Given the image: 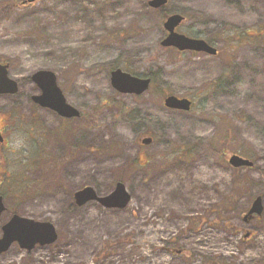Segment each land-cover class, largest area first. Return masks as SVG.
Instances as JSON below:
<instances>
[{
  "label": "rangeland",
  "instance_id": "1",
  "mask_svg": "<svg viewBox=\"0 0 264 264\" xmlns=\"http://www.w3.org/2000/svg\"><path fill=\"white\" fill-rule=\"evenodd\" d=\"M26 1L0 0V62L19 82L0 94V236L18 213L51 221L59 238L13 244L0 264H264V211L244 220L258 196L264 206V0H169L168 15L186 17L178 31L216 56L163 47L150 0ZM115 68L150 89L120 94ZM43 69L81 118L34 103ZM171 94L193 109L165 107ZM234 154L254 166H231ZM117 182L132 195L125 208L75 205L78 189L104 196Z\"/></svg>",
  "mask_w": 264,
  "mask_h": 264
},
{
  "label": "water",
  "instance_id": "2",
  "mask_svg": "<svg viewBox=\"0 0 264 264\" xmlns=\"http://www.w3.org/2000/svg\"><path fill=\"white\" fill-rule=\"evenodd\" d=\"M36 0H27L26 3H32ZM168 0H150L148 5L153 9H161L166 6ZM185 21V17L180 13L169 15L164 28L167 32L161 45L166 48H176L181 52L192 51L197 53H206L216 56L217 48L209 44L206 40L192 38L177 31V28ZM31 79L41 90L40 94L33 96V101L41 107H46L56 111L60 116L67 119L79 118L80 111L71 105L62 89L58 85V78L54 71L39 70L35 72ZM111 84L113 88L121 94L142 95L146 93L151 86V78H141L132 75L118 68L111 72ZM19 91V82L13 79L9 74V64L0 62V94H16ZM164 105L168 109L190 111L192 101L188 98H181L176 95H169L164 100ZM0 141L3 138L0 134ZM152 142L151 137H145L140 140L143 145H149ZM231 166L235 168L252 167L254 163L249 159L239 155H232L229 159ZM76 204L83 206L91 201H97L106 208H125L131 201L132 195L122 182H118L112 192L105 196H100L91 186H86L74 194ZM264 210L262 198L257 197L244 220L248 221L253 215L261 216ZM5 211L3 197L0 195V218ZM3 234L0 237V255L8 251L14 243H18L22 249L33 250L37 245L47 246L55 243L58 239L56 226L50 221H37L32 218L13 215L3 227Z\"/></svg>",
  "mask_w": 264,
  "mask_h": 264
},
{
  "label": "trees",
  "instance_id": "3",
  "mask_svg": "<svg viewBox=\"0 0 264 264\" xmlns=\"http://www.w3.org/2000/svg\"><path fill=\"white\" fill-rule=\"evenodd\" d=\"M149 7V6H148ZM156 11H159V12H161L162 13V16H164V17H167L168 16V12L166 11V8L164 7V8H161V9H159V10H156ZM6 13H8V11H4L3 12V14H5L6 15ZM262 34H264V33H262ZM170 50V49H169ZM3 176H5V175H3ZM190 229L191 230H193L192 229V227H190ZM127 237H125V238H123V239H121V241H128V239H126ZM223 260H222V262L221 261H219V259L218 258H215V257H209V264H225V263H228V261H226V257H224V258H222Z\"/></svg>",
  "mask_w": 264,
  "mask_h": 264
},
{
  "label": "flooded vegetation",
  "instance_id": "4",
  "mask_svg": "<svg viewBox=\"0 0 264 264\" xmlns=\"http://www.w3.org/2000/svg\"><path fill=\"white\" fill-rule=\"evenodd\" d=\"M81 117H82V114H81ZM77 119H79V118H77ZM67 120H70V119H67ZM2 132H3V131H1V127H0V133L2 134ZM2 135H3V134H2ZM2 138H3V136H2ZM5 141H6V139L3 138V141H2V142L0 141V146H1V144H4ZM0 194H2V193L0 192ZM2 195H3V194H2ZM3 197H4V196H3ZM73 198H74V195H73ZM4 202H5V199H4ZM89 203H90V202H89ZM75 205H76V204H75ZM5 206H6V205H5ZM76 206H77V205H76ZM78 207H79V206H78ZM1 217H2V216H1ZM255 217H256V216H252V217H251V220H254ZM0 220H1V218H0ZM251 220H250V221H251ZM26 251H27V250H26ZM32 251H34V250H32ZM5 253H6V252H5ZM2 255H3V254H2ZM2 255H1V256H2Z\"/></svg>",
  "mask_w": 264,
  "mask_h": 264
},
{
  "label": "bare ground",
  "instance_id": "5",
  "mask_svg": "<svg viewBox=\"0 0 264 264\" xmlns=\"http://www.w3.org/2000/svg\"><path fill=\"white\" fill-rule=\"evenodd\" d=\"M171 194H172V193H171ZM171 194H170V195H167V196H168L169 198H171V196H172ZM81 231H82V230H81Z\"/></svg>",
  "mask_w": 264,
  "mask_h": 264
}]
</instances>
